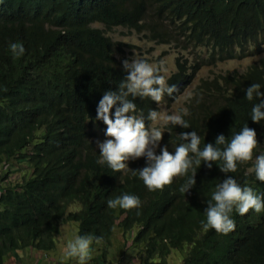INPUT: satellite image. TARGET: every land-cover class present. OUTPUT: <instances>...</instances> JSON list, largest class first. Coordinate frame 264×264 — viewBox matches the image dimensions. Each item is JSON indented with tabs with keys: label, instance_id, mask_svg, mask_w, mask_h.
I'll list each match as a JSON object with an SVG mask.
<instances>
[{
	"label": "trees",
	"instance_id": "1",
	"mask_svg": "<svg viewBox=\"0 0 264 264\" xmlns=\"http://www.w3.org/2000/svg\"><path fill=\"white\" fill-rule=\"evenodd\" d=\"M96 25L126 28L181 49L204 48L211 65L264 52V0H0L1 180H8L11 160L26 168L19 181L0 188V264L17 249L54 250L60 226L70 221L78 223L79 236L105 243L94 264L131 261L130 256L106 261L115 228L124 244L132 235L129 246L141 249L140 264H171L174 251L181 256L175 264H264V211L240 215L234 209L236 227L227 235L205 232L201 225L206 201L228 175L264 196V182L249 171L264 154V120H251L258 100L245 97L252 83L264 92V57L242 71L200 78L184 106L190 127L169 124L160 142L174 153L178 134L195 130L203 149L218 134L230 140L247 125L259 143L253 159L238 162L237 171L228 174L219 169L223 161L211 169L202 161L187 193L179 189L191 170L162 191H149L132 175V169L145 166L144 157L129 160L120 172L97 163V141L106 139L107 127L96 120L97 104L105 91L117 90L126 75L122 61L132 58L133 45L114 41ZM10 42L21 43L25 53L16 57ZM198 71V65L177 55L167 76L177 91L161 103H175ZM134 102L145 117L161 104L140 97ZM122 193L137 195L141 207L108 208L107 201Z\"/></svg>",
	"mask_w": 264,
	"mask_h": 264
},
{
	"label": "clouds",
	"instance_id": "2",
	"mask_svg": "<svg viewBox=\"0 0 264 264\" xmlns=\"http://www.w3.org/2000/svg\"><path fill=\"white\" fill-rule=\"evenodd\" d=\"M9 46L16 57L25 53L21 43L10 42ZM122 66L126 75L118 84L117 90L105 91L96 108V120H102L107 125L106 139L97 141L100 157L97 160L98 164H107L113 172H120L129 167L127 163L129 160L144 157L145 166L132 169V175H138L149 191H162L165 186L173 183L175 177L188 176L191 170L192 175L188 176L179 189L180 192L187 193L196 183V168L201 166L202 161L209 169L216 161H223L219 169L228 174L237 171L238 162L245 163L253 159L254 149L259 143L255 129L247 125L234 133L230 140L224 134H218L215 143H206L203 149L200 147L201 137L195 130L178 134L180 143L175 145L174 153L168 150L167 145L161 147L163 127L171 124L174 127L189 128L190 124L184 117L190 113L187 108L181 110L182 114L164 115L155 109L149 110L146 117L143 113H137L134 102L136 97L150 98L160 104L165 95L172 96L177 88L175 84L169 85L168 70L163 62L153 65L148 60L134 55L130 59H124ZM245 91L248 101L258 100L251 109V120L259 123L264 120V92L261 91V85L252 83ZM194 96V92H188L184 99L190 102ZM113 108H115L114 113ZM146 119L151 122L150 125L146 126ZM157 122H162V126H156ZM157 148H159V154H157ZM249 171H254L256 179L264 182V154L255 157L254 168ZM206 204L207 207L204 209L206 221H201L203 231L214 229L217 233L227 235L236 227L235 221L231 218L233 210L235 209L240 215L247 214L249 210L261 213L264 211V196L257 194L247 184L242 186L232 175H228L215 186ZM107 206L111 209L117 207L124 210L139 209L141 200L137 195L122 193L109 199ZM139 214L137 211V215ZM116 232L121 235L120 229L115 228L113 236ZM94 239L101 238L78 235L74 241L63 244L61 256L51 253L55 249L50 251H40L30 247L17 249L12 251L13 255L9 254L6 257L5 264L9 257L18 264L19 258L16 252L25 249L44 252L45 256L55 255V258L50 260L51 264H75V258H79L86 264L92 258L90 253L92 247L98 246L101 250L105 246V243L95 245ZM91 244L92 247H90ZM110 259L108 257V260Z\"/></svg>",
	"mask_w": 264,
	"mask_h": 264
},
{
	"label": "rangeland",
	"instance_id": "3",
	"mask_svg": "<svg viewBox=\"0 0 264 264\" xmlns=\"http://www.w3.org/2000/svg\"><path fill=\"white\" fill-rule=\"evenodd\" d=\"M98 27L104 28L101 25H96ZM105 29V28H104ZM106 33L109 37H111L114 41H122L128 44L133 45L131 57L134 55L138 57H142L148 60L149 63L153 65H159L161 62L167 68V76L170 75L175 70V58L177 55H182L188 59V62L192 65H198L199 71L194 80V82L189 85L187 90L179 97V99L173 103L161 104L159 107V111L164 115H169L172 113H179L185 106V99L184 97L187 95L188 92H192L195 85L198 83L200 78H207V77H214L218 74L225 73L227 71L238 70L242 71L246 68L247 65L252 63L258 62L261 57H264V52L260 55L253 56L248 55L242 57L240 59H228L222 62H217L216 64H208L207 57L205 54L208 53L207 50L201 47H188L186 49L177 48L173 45L169 44H158L156 42L150 41L148 39H144L139 36L136 32L126 29V28H113L111 30L105 29ZM197 56H195L196 54ZM156 126H162V122H157ZM164 130V127H163ZM10 164V175H8V180L3 182L1 180L2 176L0 175V188H4L7 183L19 181L21 176L23 175L24 170L26 169L23 164L20 162L9 161ZM2 167L0 166V170ZM78 236V223L77 222H64L61 225L60 233L57 235L56 238V248L51 253H55L56 255H63L62 249L63 244H69L70 242L74 241L75 238ZM132 236V235H131ZM128 236L126 243L124 244V239H122L121 235L116 232L114 235V245L110 250V257L112 261H118L116 257H124L130 256L131 261L129 259L124 258L125 264H140V260L137 256H140L141 249L139 247H133L130 249L132 237ZM128 245L129 247H126ZM92 247V244L90 245ZM92 251V252H91ZM91 259L86 262V264H94L95 256L97 253H100V248L98 246L92 247ZM44 253V252H42ZM132 258L134 261L132 262ZM181 258L180 253L174 251L170 257L171 264H175ZM8 260H11L9 257ZM108 258L106 259V261ZM8 264V262H6ZM18 264H26L25 259L22 257L18 260ZM75 264H85V262L80 261L78 259ZM100 264V261H99Z\"/></svg>",
	"mask_w": 264,
	"mask_h": 264
},
{
	"label": "crops",
	"instance_id": "4",
	"mask_svg": "<svg viewBox=\"0 0 264 264\" xmlns=\"http://www.w3.org/2000/svg\"><path fill=\"white\" fill-rule=\"evenodd\" d=\"M16 253L19 259L22 257L25 259L26 264H51L50 260L55 258V255L45 256L44 253L33 251L32 249L18 250ZM78 259L79 258H75L76 261ZM7 262L8 264H15L13 258H11V260H7Z\"/></svg>",
	"mask_w": 264,
	"mask_h": 264
}]
</instances>
